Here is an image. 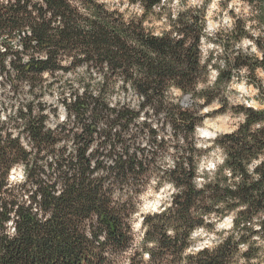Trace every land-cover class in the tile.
I'll list each match as a JSON object with an SVG mask.
<instances>
[{"label":"trees","instance_id":"16d2710c","mask_svg":"<svg viewBox=\"0 0 264 264\" xmlns=\"http://www.w3.org/2000/svg\"><path fill=\"white\" fill-rule=\"evenodd\" d=\"M218 1L247 12L231 14L217 40L206 33L212 0L176 11L165 0H0V86L26 96L0 119V264H264V99L234 108L237 130L213 141L222 163L195 182L208 151L195 142L201 109L221 101L234 73L256 85L264 69V0ZM244 39L260 57L203 56L204 41L226 52ZM119 93L136 102L112 103ZM150 185L172 193L142 216L138 247L134 216ZM226 216L222 238L194 251L192 234Z\"/></svg>","mask_w":264,"mask_h":264},{"label":"rangeland","instance_id":"374dc122","mask_svg":"<svg viewBox=\"0 0 264 264\" xmlns=\"http://www.w3.org/2000/svg\"><path fill=\"white\" fill-rule=\"evenodd\" d=\"M126 2L127 0H113ZM203 0H165L167 8L176 11L181 7H196L202 6ZM232 11L233 13H230ZM247 10L239 5L237 2L232 3L227 9H222L219 6L218 0H212L206 8V33L209 37L216 38L218 40L217 33H228L232 27L231 14H246ZM153 24V31L159 33L163 26L162 22L151 21L150 25ZM240 49L243 53L259 56V52L252 45L251 42L247 40H242L237 46H230V50L224 52L222 46L219 42H203L202 53L203 56H207L211 51L213 52L214 59L218 62L223 61L225 55L233 54L239 52ZM232 52V53H231ZM233 79L230 86L222 94L221 101L218 100L209 106L201 109L200 113L205 115L201 125L196 129L195 142L196 147L199 149H207L208 151L200 157L197 165V178L195 180L196 184L202 183V172L212 171L216 166L220 165L223 161V153L214 147L213 141L218 136L223 134H229L237 130L238 125L242 121V114H235L236 106H246L252 107L254 109H261L260 105L261 99H264V69H258L256 71L255 84L248 83L247 72L241 70L234 73ZM215 77V71L210 72L209 81L213 82ZM178 94V93H177ZM22 99L26 100V96ZM19 97L15 98L11 96V92L7 86H0V119L7 116L9 113L13 112L16 103H24ZM47 106H57V94L56 92L52 95H46L44 98ZM136 102L133 94H118L116 99L112 103L118 102ZM183 105L190 106L191 100L189 96L183 97ZM57 119L59 121L64 118V110L61 107L57 109ZM154 126L156 122L153 123ZM158 127V126H157ZM164 133L166 136L172 135V131L166 128ZM141 146L146 147V141L143 139L141 141ZM147 148V147H146ZM160 164L164 167H169L172 165V155L170 153L162 154L160 156ZM23 177V170L21 166L13 169L9 175V180L11 182H17ZM154 185H150L145 192L140 197V208L139 212L134 216L133 222V236L136 246L142 239L143 230L141 229L142 216L154 213L162 208L163 203L169 202L172 189L165 188L160 191L153 190ZM231 226V216L224 217L221 221L216 223L215 231L207 232L203 230H196L192 234L194 240L193 250L197 251L203 247L215 245L224 231H227ZM144 260H147V256H144Z\"/></svg>","mask_w":264,"mask_h":264}]
</instances>
